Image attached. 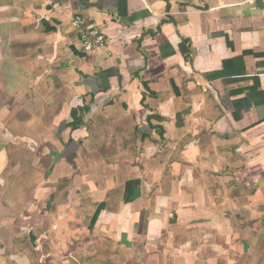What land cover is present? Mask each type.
<instances>
[{"label": "crops", "instance_id": "1", "mask_svg": "<svg viewBox=\"0 0 264 264\" xmlns=\"http://www.w3.org/2000/svg\"><path fill=\"white\" fill-rule=\"evenodd\" d=\"M0 264H264V0H0Z\"/></svg>", "mask_w": 264, "mask_h": 264}, {"label": "built area", "instance_id": "2", "mask_svg": "<svg viewBox=\"0 0 264 264\" xmlns=\"http://www.w3.org/2000/svg\"><path fill=\"white\" fill-rule=\"evenodd\" d=\"M71 24L79 36L84 52L91 53L106 47L107 37L96 25L88 24V22L80 16L74 17Z\"/></svg>", "mask_w": 264, "mask_h": 264}, {"label": "rangeland", "instance_id": "3", "mask_svg": "<svg viewBox=\"0 0 264 264\" xmlns=\"http://www.w3.org/2000/svg\"><path fill=\"white\" fill-rule=\"evenodd\" d=\"M39 240H40V239H38V241H39ZM56 253H59V252L57 251ZM36 254H37V253L35 252V255H34V261L39 262V261H38V257H36ZM36 258H37V259H36Z\"/></svg>", "mask_w": 264, "mask_h": 264}]
</instances>
